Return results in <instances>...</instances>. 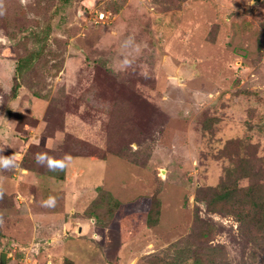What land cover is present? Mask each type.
Masks as SVG:
<instances>
[{"label": "rangeland", "instance_id": "obj_1", "mask_svg": "<svg viewBox=\"0 0 264 264\" xmlns=\"http://www.w3.org/2000/svg\"><path fill=\"white\" fill-rule=\"evenodd\" d=\"M13 154L0 264H264V0H0Z\"/></svg>", "mask_w": 264, "mask_h": 264}, {"label": "clouds", "instance_id": "obj_2", "mask_svg": "<svg viewBox=\"0 0 264 264\" xmlns=\"http://www.w3.org/2000/svg\"><path fill=\"white\" fill-rule=\"evenodd\" d=\"M123 48H132L133 50L137 49V45L135 44L134 40L132 37H129L123 42L122 45ZM131 60L127 55L124 56L122 60H118L114 62V70L122 69L126 66H129L131 64ZM36 162L38 164H47L49 168H60L66 166V162L68 161V157L64 158V161H54L51 157H49L45 153H37L36 154ZM16 159L15 155L11 156H0V168L8 169V168H14L16 167ZM46 204H52L54 201L49 198V200L45 201Z\"/></svg>", "mask_w": 264, "mask_h": 264}, {"label": "water", "instance_id": "obj_3", "mask_svg": "<svg viewBox=\"0 0 264 264\" xmlns=\"http://www.w3.org/2000/svg\"><path fill=\"white\" fill-rule=\"evenodd\" d=\"M6 257H7V254L6 253H4L3 255H2V261H3V263L2 264H6L5 262H6Z\"/></svg>", "mask_w": 264, "mask_h": 264}, {"label": "trees", "instance_id": "obj_4", "mask_svg": "<svg viewBox=\"0 0 264 264\" xmlns=\"http://www.w3.org/2000/svg\"><path fill=\"white\" fill-rule=\"evenodd\" d=\"M65 1H69V0H65Z\"/></svg>", "mask_w": 264, "mask_h": 264}]
</instances>
